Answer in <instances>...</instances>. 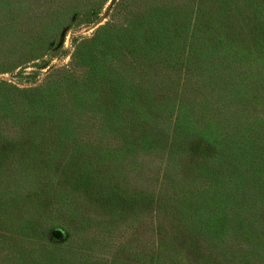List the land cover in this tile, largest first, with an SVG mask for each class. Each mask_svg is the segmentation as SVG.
<instances>
[{
	"label": "trees",
	"instance_id": "1",
	"mask_svg": "<svg viewBox=\"0 0 264 264\" xmlns=\"http://www.w3.org/2000/svg\"><path fill=\"white\" fill-rule=\"evenodd\" d=\"M94 22L0 79V264H264V0H0V72Z\"/></svg>",
	"mask_w": 264,
	"mask_h": 264
},
{
	"label": "rangeland",
	"instance_id": "2",
	"mask_svg": "<svg viewBox=\"0 0 264 264\" xmlns=\"http://www.w3.org/2000/svg\"><path fill=\"white\" fill-rule=\"evenodd\" d=\"M99 11L102 13L105 10L101 8ZM108 19L109 17L104 18V16H102L100 20L98 19V22L101 21L100 23H104ZM96 24L97 22H94L86 27L74 23L72 28H69L66 32L61 31L54 36L52 42L54 45L61 42V46H59L57 50L44 54L34 61L27 63V67L25 68L15 69L8 72H0V79L8 80L10 83L17 84L19 87H31L36 83L37 80L42 78V73H44V69H46L48 66H61L68 63L72 57V53L75 50V44L81 40H88L94 33ZM143 229H146V227ZM49 232L50 238L54 242H60V240L65 238V231L59 225H50ZM142 241L145 248L149 249L150 252L154 249L159 241H162V244L164 243V240H155L153 236L144 237ZM256 261L257 259L255 257L252 259L244 257L242 259L243 264H253ZM104 264L108 263L105 262Z\"/></svg>",
	"mask_w": 264,
	"mask_h": 264
}]
</instances>
